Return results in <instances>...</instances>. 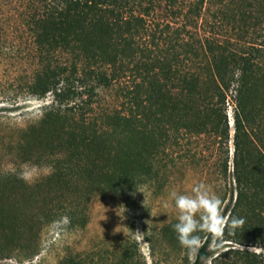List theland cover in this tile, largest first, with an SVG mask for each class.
Returning a JSON list of instances; mask_svg holds the SVG:
<instances>
[{
    "label": "trees",
    "instance_id": "16d2710c",
    "mask_svg": "<svg viewBox=\"0 0 264 264\" xmlns=\"http://www.w3.org/2000/svg\"><path fill=\"white\" fill-rule=\"evenodd\" d=\"M18 2L9 48L29 65L23 92L52 97L20 143L25 163L52 170L39 182L46 219L76 225L78 195L56 192L78 179L117 194L170 182L186 164L233 183L223 213L245 224L224 238L264 244V0ZM201 236L192 264L211 256L212 234ZM128 250L121 264H134Z\"/></svg>",
    "mask_w": 264,
    "mask_h": 264
},
{
    "label": "rangeland",
    "instance_id": "374dc122",
    "mask_svg": "<svg viewBox=\"0 0 264 264\" xmlns=\"http://www.w3.org/2000/svg\"><path fill=\"white\" fill-rule=\"evenodd\" d=\"M18 6V0H0V264H121L124 249L133 252L134 264H192L198 249L189 253L177 240L172 225L179 211L170 193H190L195 184L203 181L221 199L222 190L227 189L224 210L232 201L234 186L231 180L217 181L210 173L212 168L201 172L197 166L179 164L170 182L145 183L117 194H91V186L82 185L78 179L68 186L70 189L56 192L57 199L67 197L69 202L77 201L78 195L76 225L70 227L65 216L45 218L47 203L39 182L52 170L48 164L25 163L20 143L24 128L39 119L41 106L52 97L38 100L27 98L23 92V77L29 65L9 48L14 36L9 24L19 18ZM229 119L232 157V108ZM205 139L212 141L209 136ZM200 149L206 151V147ZM210 154L206 151V156ZM25 175L27 179L22 178ZM55 203L59 204L57 200ZM210 252L204 264H242L243 253L256 254L264 260V244H238L226 238L222 245L213 240Z\"/></svg>",
    "mask_w": 264,
    "mask_h": 264
},
{
    "label": "clouds",
    "instance_id": "9594fccd",
    "mask_svg": "<svg viewBox=\"0 0 264 264\" xmlns=\"http://www.w3.org/2000/svg\"><path fill=\"white\" fill-rule=\"evenodd\" d=\"M170 196L179 211L177 222L172 227L181 247L189 253L201 246L202 233L212 234L213 239L222 245L226 229L231 235L245 224V219L240 216L225 218L223 200L203 181L195 184L190 193L173 191Z\"/></svg>",
    "mask_w": 264,
    "mask_h": 264
}]
</instances>
